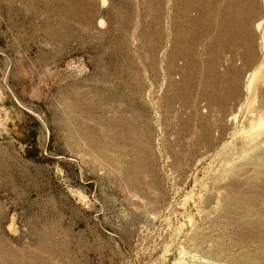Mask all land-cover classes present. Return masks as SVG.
I'll return each instance as SVG.
<instances>
[{
  "label": "rangeland",
  "instance_id": "rangeland-1",
  "mask_svg": "<svg viewBox=\"0 0 264 264\" xmlns=\"http://www.w3.org/2000/svg\"><path fill=\"white\" fill-rule=\"evenodd\" d=\"M0 264H264V0H0Z\"/></svg>",
  "mask_w": 264,
  "mask_h": 264
},
{
  "label": "bare ground",
  "instance_id": "bare-ground-1",
  "mask_svg": "<svg viewBox=\"0 0 264 264\" xmlns=\"http://www.w3.org/2000/svg\"><path fill=\"white\" fill-rule=\"evenodd\" d=\"M240 4V3H239ZM242 8V5H241V7H239V9H241ZM245 8V7H244Z\"/></svg>",
  "mask_w": 264,
  "mask_h": 264
}]
</instances>
